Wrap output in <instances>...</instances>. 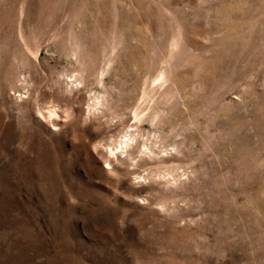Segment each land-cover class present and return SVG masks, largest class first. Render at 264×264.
Wrapping results in <instances>:
<instances>
[{
    "label": "rangeland",
    "instance_id": "374dc122",
    "mask_svg": "<svg viewBox=\"0 0 264 264\" xmlns=\"http://www.w3.org/2000/svg\"><path fill=\"white\" fill-rule=\"evenodd\" d=\"M0 264H264V0H0Z\"/></svg>",
    "mask_w": 264,
    "mask_h": 264
}]
</instances>
